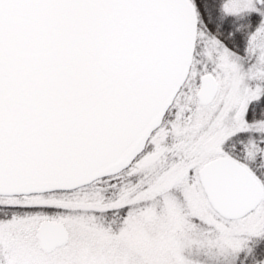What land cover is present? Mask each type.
Returning a JSON list of instances; mask_svg holds the SVG:
<instances>
[{"label":"snow or ice","instance_id":"6c2138e0","mask_svg":"<svg viewBox=\"0 0 264 264\" xmlns=\"http://www.w3.org/2000/svg\"><path fill=\"white\" fill-rule=\"evenodd\" d=\"M0 264H264V0H0Z\"/></svg>","mask_w":264,"mask_h":264}]
</instances>
